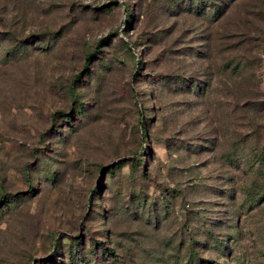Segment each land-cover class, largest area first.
I'll use <instances>...</instances> for the list:
<instances>
[{"label": "rangeland", "instance_id": "rangeland-1", "mask_svg": "<svg viewBox=\"0 0 264 264\" xmlns=\"http://www.w3.org/2000/svg\"><path fill=\"white\" fill-rule=\"evenodd\" d=\"M0 40V264H264V0H0Z\"/></svg>", "mask_w": 264, "mask_h": 264}, {"label": "trees", "instance_id": "trees-1", "mask_svg": "<svg viewBox=\"0 0 264 264\" xmlns=\"http://www.w3.org/2000/svg\"><path fill=\"white\" fill-rule=\"evenodd\" d=\"M204 6V4H202V7ZM201 8V7H200ZM215 9L218 11V13L217 14H219L221 11V8H219L218 6H216L215 7ZM202 10V9H201ZM1 41V40H0ZM1 46V45H0ZM3 54H5V49H4V51H3ZM93 54H91V55H88L87 56V58H86V65H89L90 63H91V61H92V58H93Z\"/></svg>", "mask_w": 264, "mask_h": 264}]
</instances>
